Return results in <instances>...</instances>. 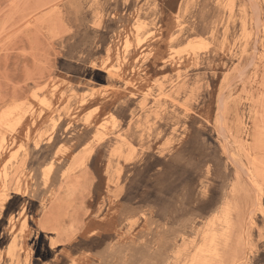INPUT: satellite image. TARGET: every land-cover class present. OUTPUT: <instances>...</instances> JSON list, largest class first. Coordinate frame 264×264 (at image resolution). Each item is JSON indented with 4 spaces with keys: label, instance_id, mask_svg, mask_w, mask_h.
<instances>
[{
    "label": "rangeland",
    "instance_id": "374dc122",
    "mask_svg": "<svg viewBox=\"0 0 264 264\" xmlns=\"http://www.w3.org/2000/svg\"><path fill=\"white\" fill-rule=\"evenodd\" d=\"M213 234L208 264H264V0H0V264Z\"/></svg>",
    "mask_w": 264,
    "mask_h": 264
},
{
    "label": "bare ground",
    "instance_id": "6f19581e",
    "mask_svg": "<svg viewBox=\"0 0 264 264\" xmlns=\"http://www.w3.org/2000/svg\"><path fill=\"white\" fill-rule=\"evenodd\" d=\"M216 220L220 224H228L227 210L225 208L220 210V213L216 217ZM214 222L215 221L211 219V224H214ZM214 245H215V235L213 234L210 235L207 238V240H205V242L198 248L197 251L199 252V254H196L195 257H193L190 264H208L207 256H215L217 254L215 252Z\"/></svg>",
    "mask_w": 264,
    "mask_h": 264
}]
</instances>
